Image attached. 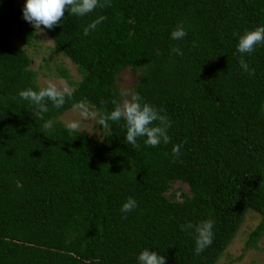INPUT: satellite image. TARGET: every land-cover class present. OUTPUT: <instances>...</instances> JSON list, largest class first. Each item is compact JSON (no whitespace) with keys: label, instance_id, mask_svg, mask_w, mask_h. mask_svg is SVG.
I'll use <instances>...</instances> for the list:
<instances>
[{"label":"trees","instance_id":"16d2710c","mask_svg":"<svg viewBox=\"0 0 264 264\" xmlns=\"http://www.w3.org/2000/svg\"><path fill=\"white\" fill-rule=\"evenodd\" d=\"M21 0H0V264H136L141 250L167 264H218L245 221L262 216L247 246L264 236V46L244 54L239 35L264 25V0H101L84 17L44 29L82 78L65 105L36 116L19 91L38 85L28 51L14 43ZM99 16L106 19L84 35ZM182 25L187 35L173 40ZM178 47L183 55H173ZM140 72L135 92L172 121L170 142L126 140L108 121L106 141L69 133L60 117L87 103L108 114L122 103L117 80ZM64 77H68L64 72ZM51 128H45L46 122ZM103 127V126H102ZM181 146L178 157L172 148ZM180 182L189 186L178 198ZM137 208L121 213L128 198ZM214 222L200 254L195 229Z\"/></svg>","mask_w":264,"mask_h":264},{"label":"clouds","instance_id":"9594fccd","mask_svg":"<svg viewBox=\"0 0 264 264\" xmlns=\"http://www.w3.org/2000/svg\"><path fill=\"white\" fill-rule=\"evenodd\" d=\"M98 7H105L101 0H25L22 12L26 22L31 24L36 30L51 29L55 25L62 23L61 18L64 16L67 8L70 15L84 17L92 13ZM106 17L99 16L84 29V35L87 36L90 31L95 30L97 25L101 24ZM187 35L182 25H177L176 29L171 32L173 40H181ZM256 46H264V25L257 26L251 30H246L239 35L237 52L241 55L239 61L240 67L247 72L249 65L245 61L244 54L251 55ZM173 55H183L180 48L171 49ZM19 97L36 108V116L40 117L42 113H47L49 108L47 101L60 109L72 93L67 86L58 87L56 83L48 82L46 86L37 85L36 89L28 88L19 91ZM119 95L123 98L122 103L108 114L106 118L98 120V124L103 127L108 126V121L126 122V140L134 148H138V137H144V144L156 147L161 143L170 142L169 129L172 127V121L166 114H162V109H157L153 105L143 100L139 92L132 90L120 89ZM74 109H84L83 104L73 105ZM95 112L84 111L85 118L94 117ZM45 128H51V122H46ZM65 129L69 132H77L80 129V122L72 120L65 123ZM181 152V146L176 145L172 148L173 157H178ZM137 201L134 198H128L121 206L120 211L125 215L137 208ZM182 230L195 229V253L200 254L213 243L214 222L212 220L202 221L199 224L191 223L181 226ZM136 264H167V258L161 252L144 248L136 257Z\"/></svg>","mask_w":264,"mask_h":264},{"label":"rangeland","instance_id":"374dc122","mask_svg":"<svg viewBox=\"0 0 264 264\" xmlns=\"http://www.w3.org/2000/svg\"><path fill=\"white\" fill-rule=\"evenodd\" d=\"M20 3H25V0H21ZM13 41L15 44L24 47L31 56L33 60L31 68L37 72L38 85L43 87L48 82H52L61 88L67 86L70 92L75 89L76 84L82 78L77 65L70 58L55 50L53 39L44 29L36 30L31 24L19 29L15 25ZM64 72L67 73V78L63 76ZM139 74L140 72L135 73L131 68L124 69L118 76V89H127L135 92ZM83 105L84 109L82 110L74 108L68 110L60 117V120L64 124L77 120L80 122L79 131H85L93 137L106 141L107 130L98 124L100 119L99 111L87 103ZM85 110L95 112L96 115L85 118L83 116ZM179 187L182 189L179 190ZM173 188V190H179L177 192L178 198H181L182 192L190 191L188 185L180 182L174 184ZM261 220L262 216L257 212L249 211L247 213L245 221L218 264H264V236L259 239L256 247L249 248L247 246L250 233L258 226Z\"/></svg>","mask_w":264,"mask_h":264}]
</instances>
